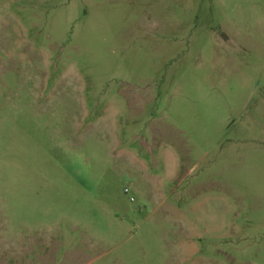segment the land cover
<instances>
[{
    "label": "rangeland",
    "instance_id": "rangeland-1",
    "mask_svg": "<svg viewBox=\"0 0 264 264\" xmlns=\"http://www.w3.org/2000/svg\"><path fill=\"white\" fill-rule=\"evenodd\" d=\"M0 264H264V0H0Z\"/></svg>",
    "mask_w": 264,
    "mask_h": 264
}]
</instances>
